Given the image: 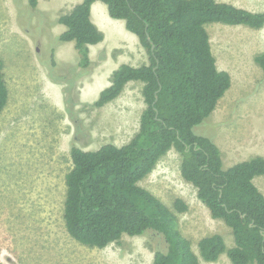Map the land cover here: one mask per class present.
<instances>
[{"label":"trees","instance_id":"trees-1","mask_svg":"<svg viewBox=\"0 0 264 264\" xmlns=\"http://www.w3.org/2000/svg\"><path fill=\"white\" fill-rule=\"evenodd\" d=\"M27 1L37 8L39 0ZM96 1L104 2L110 17L124 21L138 37L149 64L119 66L93 107L115 101L135 81L143 84L146 108L139 131L126 145L107 143L95 151L71 148L73 167L65 176L63 216L67 233L80 244L99 249L120 245L125 236H145L156 243L153 264L214 263L223 255L231 264H264V194L255 184L264 176V157L226 167L214 136L194 132L212 118L232 86L231 75L217 66L207 26L261 30L264 12L218 0H84L59 15L58 23L66 31L52 39L51 71L58 66L56 47L65 42L75 43L79 67L92 65L90 47L104 39L91 18ZM254 62L264 72V52ZM8 102L0 59V114ZM171 149L181 154L182 177L197 189L211 217L231 229L232 246L215 233L203 237L195 253L179 223V214L187 212L188 205L177 199L171 208L140 186Z\"/></svg>","mask_w":264,"mask_h":264},{"label":"rangeland","instance_id":"rangeland-1","mask_svg":"<svg viewBox=\"0 0 264 264\" xmlns=\"http://www.w3.org/2000/svg\"><path fill=\"white\" fill-rule=\"evenodd\" d=\"M218 1L264 12V0ZM54 7V15L66 12ZM46 21L27 0H0V59L9 89L8 105L0 114V264H153L156 243L145 236H125L120 245L99 249L80 244L66 231L65 176L73 167L71 148L95 151L107 143L126 145L139 131L146 104L143 84L134 81L113 105L93 107L98 99L95 88L105 82L92 83L94 91L87 95L83 90L81 96L78 89L87 82H78L75 74L95 78L107 61L93 48L88 69L64 64L51 71L54 38L36 27H45ZM207 30L217 66L231 75L232 86L212 118L194 132L214 136L226 167L264 157V72L254 62L264 52V27L210 24ZM141 48L139 66L149 64L147 51ZM53 81L63 86L62 97ZM181 164V154L171 149L140 186L171 208L177 199L188 205V211L179 214V223L195 253L198 242L215 233L232 246L231 229L211 217L197 189L182 177ZM255 184L264 194V176ZM201 264L231 262L223 255L217 262Z\"/></svg>","mask_w":264,"mask_h":264},{"label":"crops","instance_id":"crops-1","mask_svg":"<svg viewBox=\"0 0 264 264\" xmlns=\"http://www.w3.org/2000/svg\"><path fill=\"white\" fill-rule=\"evenodd\" d=\"M49 1L50 0H39L36 9L43 15L45 19H47V21L45 22V27L42 24H39L36 27L42 26L43 29L41 31L45 36L49 35L53 38H56L66 31V27L63 24L58 23L59 14H53V10L55 9L54 6L60 7L57 11L62 9L68 13L72 11L77 5L81 4L84 0H60V3L57 5L54 4L55 0ZM91 18L93 23L103 33L104 39L101 43L90 47V58L92 60V52L93 48H95L100 51L99 56L103 57L107 63L104 66H101V69H99V72L95 78L89 77L86 74L83 75L80 71H77L75 75L78 82L81 81L80 83L82 84L83 82H87V84L84 85V89H78V92L81 94V96L83 90H85L87 95L94 91L92 88L94 87L92 83L105 82L103 87H98V89L95 88V95L97 98L99 97V94L102 90L111 85L112 74L117 68H119V66L122 64H128L133 67H140L137 62L139 57H142L141 55L143 50L138 37L127 30L125 22L110 17L107 5L104 2L96 1L93 3L91 8ZM55 60L59 66H63L64 64L71 65L73 66L71 69L77 66L79 64L80 58L75 48V43L65 42L59 44L55 50ZM73 60L74 63H70ZM78 68L80 69L81 67ZM108 68H110L109 71L103 75L101 73L102 70H107ZM53 83L57 88H59V92L62 97L61 93L63 86L61 83L58 84L57 81H53ZM123 94L124 93H122V95L115 101L109 103L103 108L113 105L116 101L122 98Z\"/></svg>","mask_w":264,"mask_h":264}]
</instances>
